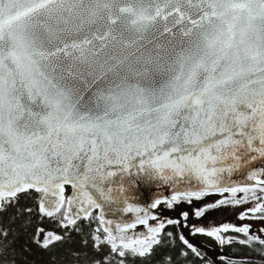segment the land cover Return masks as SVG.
<instances>
[{"label": "snow or ice", "instance_id": "snow-or-ice-1", "mask_svg": "<svg viewBox=\"0 0 264 264\" xmlns=\"http://www.w3.org/2000/svg\"><path fill=\"white\" fill-rule=\"evenodd\" d=\"M257 159H264V0H0V212L34 190L39 213L62 228L98 220L89 264L153 256L167 225L188 226L179 217L189 221V210L175 207L182 202L197 218L252 204L239 219L260 226L224 223L193 234L223 245L233 243L223 234L234 232L245 237L240 244L264 246V236L252 234H264V167L244 183L233 179ZM154 181L172 194L146 207L129 202L132 185L143 200ZM212 194L223 198L193 204ZM166 209L178 217L150 224ZM106 210L128 219H108ZM63 239L44 228L34 236L45 249ZM104 245L110 251L101 258ZM172 251L160 264L189 256Z\"/></svg>", "mask_w": 264, "mask_h": 264}, {"label": "trees", "instance_id": "trees-1", "mask_svg": "<svg viewBox=\"0 0 264 264\" xmlns=\"http://www.w3.org/2000/svg\"><path fill=\"white\" fill-rule=\"evenodd\" d=\"M70 189L66 188L65 195L68 196ZM41 194L30 190L26 193L19 194L16 206L9 207L7 210L0 212V264H89V261L96 259V249L93 247L94 241L91 239L95 229L99 226L96 219L84 220L77 222L76 226L70 228H62L58 219H52L42 216L39 211V198ZM31 209V212H27ZM97 216L96 212L93 217ZM44 228L46 231L64 236L62 241L48 249L41 247L34 240V236L38 229ZM173 229V237L169 240L166 233H170L165 229L163 232V244L155 248V254L149 257L127 256L125 264H160V261L167 255L173 254L176 246H181L179 233L177 228ZM7 240L3 236V232L9 230ZM101 235L103 233L101 232ZM87 241V244L85 242ZM8 248V254H3V249ZM233 254L238 251L239 254L245 256L249 253L246 247H235ZM179 249L177 248V251ZM110 249L107 245L103 246V252L100 257H107ZM80 253L79 261L74 253ZM256 264L264 263V246L257 248L255 251ZM113 264H120V258L116 257ZM183 264H196V260L189 255L183 258Z\"/></svg>", "mask_w": 264, "mask_h": 264}, {"label": "flooded vegetation", "instance_id": "flooded-vegetation-1", "mask_svg": "<svg viewBox=\"0 0 264 264\" xmlns=\"http://www.w3.org/2000/svg\"><path fill=\"white\" fill-rule=\"evenodd\" d=\"M253 183V182H249ZM228 194H225L227 196ZM223 197L219 194H212L209 196L204 197L202 200L193 201V204L197 206H204L206 203H212L216 202ZM252 204L248 205H240V206H233L231 204L229 205H223L219 208L210 209L204 217L197 218L194 215L195 208H193L192 205L188 204L187 202H182L179 205H176V209L180 210H189L190 217L189 221L185 222L183 221L182 216L179 217L183 223L187 224L188 226L181 227L180 225L171 224L167 225V231L172 233V236L169 237L166 235L169 240L173 237V229L172 226L177 228L178 233L181 235H185V237L194 245L197 247V249L201 252V256L197 257L194 253H192L189 249L186 248L185 245L178 239L181 243L180 248H183L184 250L189 252V255L192 256L196 260V264H256V256L255 251L257 248H262L263 246L260 244H252L251 246L246 244H240L236 241V238L245 239V237L242 234L229 232L225 235L226 237H232L233 243H225L221 245L215 238L206 236L204 234L196 233L193 234L194 227H205L206 229H210L213 226H222L224 223L234 224V225H243V224H249V225H256L259 221L257 220H244L241 221L239 219V216L241 215L242 211L251 207ZM166 208V206H164ZM153 211H159L153 210ZM179 213L178 211L173 210H167L164 212L162 217H158L156 221H150V224L156 225L161 219H163L165 222L168 218H175L178 217ZM165 228V229H166ZM164 229V232L166 233ZM139 231H145L146 228L144 226H139L136 230ZM254 231V230H253ZM167 234V233H166ZM179 235V238H180ZM235 247H246L249 251L252 253H249L245 256L241 255L236 252V254L232 253V250H237ZM128 256H132L129 254ZM264 264V263H263Z\"/></svg>", "mask_w": 264, "mask_h": 264}, {"label": "water", "instance_id": "water-1", "mask_svg": "<svg viewBox=\"0 0 264 264\" xmlns=\"http://www.w3.org/2000/svg\"><path fill=\"white\" fill-rule=\"evenodd\" d=\"M250 155H255V153H251ZM245 160L249 159L248 156L244 157ZM228 163H232V161H228ZM264 167V159H257L256 161H253L249 164H245L243 165L236 173H234L233 175V179L236 180L238 183H244L246 181V175L249 171L256 169V168H261ZM243 174V175H241ZM250 181H248L249 183ZM127 183V181H126ZM146 189H147V194L144 195L143 200L140 199V197L135 196L134 193L136 192V186L132 185L129 188V202L132 203H136L139 206L142 207H146V206H150L151 202L154 201L156 198L162 196V195H168L170 196L172 194V189H168L166 192L164 190V186L159 184L158 182H152L150 184H146L145 185ZM66 188H69L70 194H72L73 189L71 188V186H66ZM154 189V191L152 190ZM181 190H183V186L181 187ZM113 208L117 207L116 205L112 206ZM120 207L122 208V205H120ZM107 209V206H106ZM99 209L94 210V212H97V216L99 215ZM132 214H129V216H131ZM106 218L108 219H124L127 220L128 216H125L123 211L121 210L119 212V214L117 216H113L112 214L108 213L106 210ZM134 218V217H133Z\"/></svg>", "mask_w": 264, "mask_h": 264}, {"label": "rangeland", "instance_id": "rangeland-1", "mask_svg": "<svg viewBox=\"0 0 264 264\" xmlns=\"http://www.w3.org/2000/svg\"><path fill=\"white\" fill-rule=\"evenodd\" d=\"M238 195H243V194H238ZM252 206H253V205H252ZM260 224H261V222L259 221L256 225H257V226H260ZM252 234H253V235H262V236H264V234L259 233L258 228L255 229V230L253 231ZM253 244H258V243H253Z\"/></svg>", "mask_w": 264, "mask_h": 264}]
</instances>
